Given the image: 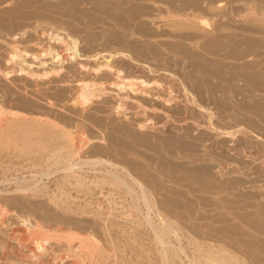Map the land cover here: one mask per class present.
Returning <instances> with one entry per match:
<instances>
[{
    "label": "rangeland",
    "instance_id": "1",
    "mask_svg": "<svg viewBox=\"0 0 264 264\" xmlns=\"http://www.w3.org/2000/svg\"><path fill=\"white\" fill-rule=\"evenodd\" d=\"M0 110V264H264V0H0Z\"/></svg>",
    "mask_w": 264,
    "mask_h": 264
},
{
    "label": "bare ground",
    "instance_id": "2",
    "mask_svg": "<svg viewBox=\"0 0 264 264\" xmlns=\"http://www.w3.org/2000/svg\"><path fill=\"white\" fill-rule=\"evenodd\" d=\"M15 58V57H14ZM12 59V58H11ZM17 59V58H16ZM53 59V58H52ZM14 60V59H13ZM10 61V60H9ZM84 86V85H83ZM84 88V87H83ZM11 90V89H10ZM78 96V95H77ZM81 96V95H80ZM79 96V97H80ZM78 97V98H79ZM6 98V97H5ZM82 98H83V94H82ZM84 99H86V97L84 98ZM83 99V100H84ZM80 101V100H79ZM1 111V110H0ZM2 114V113H1ZM11 117L12 118H10V119H16L17 117H16V115H11ZM12 120V121H13ZM19 121V120H18ZM18 121H15L16 123L18 122ZM24 121V120H23ZM22 121V122H23ZM0 122H2L1 121V115H0ZM22 122L19 124V126L17 127L16 126V124H15V127H16V132H17V136L15 135V137H14V139H15V142H19L21 145H22V147L24 148V150H31V151H33V152H37V153H39V154H37V155H41V156H44V155H46V159L44 160L45 161V163L47 164V169H52V167L53 168H56V169H58V170H67V169H73L74 167H76V165H77V163H73L72 161H71V158H72V149H71V142H64V141H55V139H53L52 140V136H54L53 138H57L58 139V137L60 138V139H63V136L65 135V133H60V134H58V133H55V134H51V132H50V134H48V135H46L47 133H42V134H40V136H38V137H36L35 136V138L33 137V138H31L30 137V133H27V132H29V126L27 127V125H24V124H22ZM7 123V122H6ZM11 123V122H10ZM23 123H25V122H23ZM29 123V122H28ZM1 124V123H0ZM7 125V124H6ZM5 125V126H6ZM13 125V124H12ZM24 125V126H23ZM49 127V126H48ZM4 128V127H3ZM9 128V127H8ZM12 128V127H11ZM11 128H9V129H11ZM47 128V127H46ZM5 129H7V128H5ZM9 129H7V130H9ZM13 130L15 129V128H12ZM46 130V129H45ZM3 131H6V130H4L3 129ZM10 131V130H9ZM15 131V130H14ZM13 131V132H14ZM44 131V130H43ZM11 132V131H10ZM12 132V133H13ZM4 133V132H3ZM7 133H9V132H7ZM11 133V134H12ZM49 133V132H48ZM6 134V133H5ZM4 134V135H5ZM10 134V133H9ZM9 134H7V135H9ZM10 134V135H11ZM33 134V133H32ZM37 134V133H36ZM1 135V134H0ZM13 136V135H12ZM11 136V137H12ZM58 136V137H57ZM1 139V138H0ZM2 139H4V138H2ZM1 139V140H2ZM3 142V141H2ZM10 142V141H9ZM11 142H13V141H11ZM78 143V142H77ZM6 144H8V143H6ZM0 145H2V147L4 146L3 144H0ZM18 145V144H17ZM16 145V146H17ZM74 145V144H73ZM5 148V147H4ZM16 148V147H15ZM76 149V148H75ZM1 152V151H0ZM103 161H101V160H91V162L90 163H92V164H98V163H102ZM103 163H105V162H103ZM102 163V164H103ZM127 177L128 178H119V177H117V176H113V180H112V183L113 184H116V185H122V186H125V188H126V190H127V192L129 193V194H134L135 195V193H134V191H133V189H132V186H131V183L132 184H134V185H137L138 187H140V185L138 184V182L134 179V178H132L131 176H129V175H127ZM18 187V186H17ZM25 191L26 190V188L25 189H21V188H16V191ZM27 190H29V189H27ZM138 198L139 197H142V199L143 200H145L144 199V193H143V191L141 190V192H140V195H138L137 196ZM144 221L145 222H147L148 223V219H147V217L145 216L144 217ZM23 223V222H22ZM168 231V232H167ZM154 235H155V239H156V241L157 242H162V236L163 235H166V234H168V233H172V229H171V227H169V226H167V225H164V224H160L158 227H154ZM1 240V239H0ZM48 241V238H41V239H39L38 241H36V242H34L35 243V248L36 249H38V251L40 252V251H42V249H43V245L46 243ZM88 241V240H87ZM84 241H82V240H78V244L76 245L77 247L76 248H80V247H84V245L86 244L87 245V243H85ZM10 245V244H9ZM86 245H85V247H86ZM11 246V245H10ZM75 247V246H74ZM15 248V247H14ZM11 249V248H10ZM21 252V251H20ZM37 252V251H36ZM100 253V252H99ZM22 254H24L23 252H22ZM30 254V253H29ZM33 254V253H32ZM41 254V253H40ZM102 254V253H101ZM31 255V254H30ZM162 256H163V261H167V257H168V255H167V253L166 252H162ZM104 257V256H103ZM102 257V258H103ZM19 258V257H18ZM33 258V257H32ZM54 258V257H53ZM105 258V257H104ZM103 258V259H104ZM24 259V258H23ZM56 259V258H55ZM209 260H213V261H223V263L225 262V260L224 259H222V258H220V257H216V258H208ZM29 260V259H28ZM217 263V262H216ZM165 264V263H164Z\"/></svg>",
    "mask_w": 264,
    "mask_h": 264
}]
</instances>
